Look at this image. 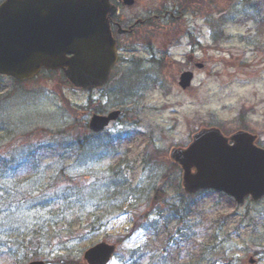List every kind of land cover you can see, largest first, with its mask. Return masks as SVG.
I'll return each instance as SVG.
<instances>
[{"label":"rangeland","instance_id":"374dc122","mask_svg":"<svg viewBox=\"0 0 264 264\" xmlns=\"http://www.w3.org/2000/svg\"><path fill=\"white\" fill-rule=\"evenodd\" d=\"M134 1L116 21L153 26L118 40L107 87L74 89L59 72L20 85L0 77V264H86L101 242L116 246L109 264H192L203 249L200 264H264V199L187 196L169 160L201 128L237 131L241 111L264 148V0ZM158 10L174 22L152 20ZM189 53L204 67L181 90ZM115 110L92 136V115Z\"/></svg>","mask_w":264,"mask_h":264},{"label":"water","instance_id":"95a60500","mask_svg":"<svg viewBox=\"0 0 264 264\" xmlns=\"http://www.w3.org/2000/svg\"><path fill=\"white\" fill-rule=\"evenodd\" d=\"M133 2L121 0L124 6ZM115 11L109 0H5L0 5V75L27 81L42 68L61 69L76 89L105 85L117 59L109 27ZM191 77V73L182 74L179 86L188 87ZM117 117L118 112L94 115L89 129L99 132ZM255 141L256 136L246 132L224 137L212 128L193 135L186 149H173L170 158L182 170L184 192L213 189L237 204L248 196L260 200L264 197V149ZM113 251V246L101 243L87 250L84 259L87 264H106Z\"/></svg>","mask_w":264,"mask_h":264},{"label":"trees","instance_id":"16d2710c","mask_svg":"<svg viewBox=\"0 0 264 264\" xmlns=\"http://www.w3.org/2000/svg\"><path fill=\"white\" fill-rule=\"evenodd\" d=\"M183 1V6L185 7V6H187V5H194V6H199V5H201L202 4V2L204 1V0H182ZM183 8V7H182ZM78 142H80V143H82L83 142V144H85L86 143V141H87V139L86 138H84V140H82V139H78L77 140ZM82 144V146H81V149L84 147V145ZM58 149V148H57ZM38 149H36L35 151H37ZM51 152H55V150H54V148L52 147L51 148ZM175 214L176 215H180V218L178 219V220H183V216L180 214V212H178V210L177 211H175ZM174 214V215H175ZM210 250H211V252L214 250V247H211L210 248ZM201 252V251H200ZM210 252V251H209ZM207 256V252H205V250L203 249L202 250V252L199 254H197V257H195V263L196 264H200V263H202V261H203V259L205 258Z\"/></svg>","mask_w":264,"mask_h":264},{"label":"flooded vegetation","instance_id":"af4514ba","mask_svg":"<svg viewBox=\"0 0 264 264\" xmlns=\"http://www.w3.org/2000/svg\"><path fill=\"white\" fill-rule=\"evenodd\" d=\"M157 18V17H156ZM162 18H164V16H162ZM119 22H120V20H119ZM116 23H118V22H116V21H112V29H113V33H114V27H115V25H116ZM129 27V26H128ZM143 27H148V26H145L144 24L143 25H135L134 26V29H133V31H131V33L129 34V35H118L119 37H128V38H133L135 35H136V30H137V32H138V28H143ZM157 28H158V30H159V28H161V27H159V26H157ZM166 38L167 37H169V35H166L165 36ZM149 39H150V37H149ZM171 41H167V44L166 45H169V43H170ZM148 43V42H147ZM148 44H150V52H151V54H153L154 52H157L155 49H157L156 47H158L159 45H158V42H156V43H153V42H149ZM154 46H155V49H154ZM160 47H162L163 48V45H161ZM187 57V56H186ZM162 59V58H161ZM161 62H163V61H161ZM193 62H194V60H193ZM193 62H189L190 64H192V66L194 65V63ZM189 64V65H190ZM172 64H170V65H167L168 67L169 66H171ZM191 66V65H190Z\"/></svg>","mask_w":264,"mask_h":264}]
</instances>
